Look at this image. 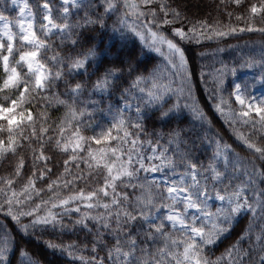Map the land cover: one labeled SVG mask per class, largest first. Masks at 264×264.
Segmentation results:
<instances>
[{
    "label": "snow or ice",
    "instance_id": "obj_1",
    "mask_svg": "<svg viewBox=\"0 0 264 264\" xmlns=\"http://www.w3.org/2000/svg\"><path fill=\"white\" fill-rule=\"evenodd\" d=\"M216 10L226 19L190 20L178 0H0V264H41L25 237L77 230L46 244L69 264H264V95L249 91L264 40L199 72L233 142L184 122H208L185 42L264 37V0ZM148 52L165 67L142 68ZM238 67L259 72L228 85Z\"/></svg>",
    "mask_w": 264,
    "mask_h": 264
},
{
    "label": "trees",
    "instance_id": "obj_2",
    "mask_svg": "<svg viewBox=\"0 0 264 264\" xmlns=\"http://www.w3.org/2000/svg\"><path fill=\"white\" fill-rule=\"evenodd\" d=\"M218 2L219 0H178L181 10L184 11L188 15L189 19L193 21L206 18L216 19L218 16H220L222 19H226L223 17L222 13H218L216 10V4ZM245 2L248 3L251 2V0H245ZM230 10H235L237 12L243 11L242 8L234 9V6L233 9ZM233 23L236 22L233 21ZM102 39L104 43H101L100 47H104V44L108 43L107 35L103 36ZM260 40H264V37L259 34L242 33L234 36L214 38L212 40H201L199 42L193 40L192 42H185L184 47L187 50L186 54L190 61L189 67L193 72L196 73V77L193 80V95L197 97L199 104L204 108L208 116V122L205 123L203 129L200 127V122L192 121L190 117L184 119L185 123L195 125V133L206 134L208 136H214L216 133H219L224 137L225 141L229 143L233 142L231 129L223 121V119H221L219 115L215 114L214 112L213 101L211 100L209 92L206 89L204 83L200 80L199 72L201 68H204L205 72L209 71L212 67L219 68L221 61L227 63L229 66L239 65L243 58L247 57L248 55H252L254 50H258V44H255L254 42H258ZM112 43L114 45L113 51H119L121 49V42L119 40H114ZM136 44L139 45V41H136ZM127 47H132V41L128 42ZM140 60L141 67H147L149 70L153 67V65H158L161 69L165 67L164 58L155 52H148L146 56H141ZM246 69L247 68L238 67L235 77L240 76V73ZM235 77L229 75L227 77V84L231 85ZM246 78L249 77L240 76L239 81L243 82ZM257 86L258 83H256L253 88H256ZM62 90L63 89H61V91ZM227 91H231V88L229 87ZM227 91L225 92V96H227ZM113 102H115V100ZM43 103V101H37L34 104V116L41 111H45L43 108ZM233 106L238 107L235 104ZM47 111L51 113L53 119L61 115L60 112H53L51 108L47 109ZM185 117H187V113H185ZM97 121L106 123L103 115L98 114L95 120L89 122V124H94ZM49 123H51V121H49ZM37 126H39V124ZM151 127L152 121H149V128ZM86 134H92L91 128H89ZM235 146L237 147V151H240L241 155H243L244 150L242 146H240L238 142ZM2 173L3 167L0 166V174ZM3 223L4 220L2 217H0V224ZM244 223L245 217L242 216L239 222L235 224L233 231L230 234H226L212 251H214L215 254H219V252L222 251L224 247L235 238L236 234L240 231V228L243 227ZM8 227L12 228L15 227V225L9 221ZM78 238H84V233L79 230L76 232L65 231L63 233L57 231L51 233L50 235L37 234L35 236L25 237L24 243L31 250V252L35 254V257L41 261V264H69L70 258L60 254L59 252H53L46 246V244L50 240L53 243H59L61 240H63L65 243H69L77 240Z\"/></svg>",
    "mask_w": 264,
    "mask_h": 264
},
{
    "label": "rangeland",
    "instance_id": "obj_3",
    "mask_svg": "<svg viewBox=\"0 0 264 264\" xmlns=\"http://www.w3.org/2000/svg\"><path fill=\"white\" fill-rule=\"evenodd\" d=\"M165 51H166V49H165ZM258 72H259L258 69L257 70H254V69H246L245 71H243V72L240 73V76H248L249 78H251L254 73L258 74ZM240 76L235 77L234 80L236 82H240L239 81V77ZM249 91L251 92L252 95L257 96V97H259L261 95H264V84L258 83V86L256 88L250 89Z\"/></svg>",
    "mask_w": 264,
    "mask_h": 264
}]
</instances>
